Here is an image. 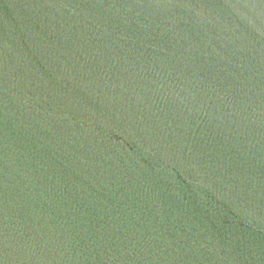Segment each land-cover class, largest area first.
<instances>
[{
    "label": "water",
    "instance_id": "water-1",
    "mask_svg": "<svg viewBox=\"0 0 264 264\" xmlns=\"http://www.w3.org/2000/svg\"><path fill=\"white\" fill-rule=\"evenodd\" d=\"M0 264H264V0H0Z\"/></svg>",
    "mask_w": 264,
    "mask_h": 264
}]
</instances>
